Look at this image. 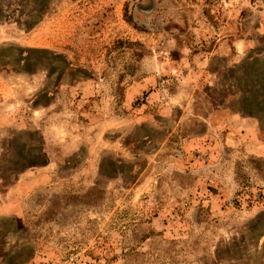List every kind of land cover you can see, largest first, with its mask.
Returning a JSON list of instances; mask_svg holds the SVG:
<instances>
[{
    "label": "rangeland",
    "instance_id": "374dc122",
    "mask_svg": "<svg viewBox=\"0 0 264 264\" xmlns=\"http://www.w3.org/2000/svg\"><path fill=\"white\" fill-rule=\"evenodd\" d=\"M0 264H264V0H0Z\"/></svg>",
    "mask_w": 264,
    "mask_h": 264
}]
</instances>
